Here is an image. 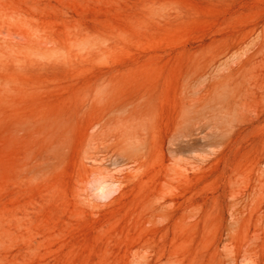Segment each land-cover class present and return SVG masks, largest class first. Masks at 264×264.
I'll return each instance as SVG.
<instances>
[{
    "label": "rangeland",
    "instance_id": "1",
    "mask_svg": "<svg viewBox=\"0 0 264 264\" xmlns=\"http://www.w3.org/2000/svg\"><path fill=\"white\" fill-rule=\"evenodd\" d=\"M263 21L264 0H0V264H264Z\"/></svg>",
    "mask_w": 264,
    "mask_h": 264
},
{
    "label": "bare ground",
    "instance_id": "2",
    "mask_svg": "<svg viewBox=\"0 0 264 264\" xmlns=\"http://www.w3.org/2000/svg\"><path fill=\"white\" fill-rule=\"evenodd\" d=\"M263 22H264V21H263ZM237 32H238V30H236L234 36H236V33H237ZM241 35L244 37L245 34H244V35L241 34ZM248 35H249V34H248ZM250 35H251V34H250ZM250 35H249V36H250ZM223 36H224V35H223ZM223 36H221V37H222V38H221L222 40H224L225 37H228L227 34H226L225 37H223ZM234 36H232V37H234ZM246 36H247V35H246ZM238 38H240V37H238ZM247 38H248V37H247ZM231 39H232V38H231ZM236 39H237V38H236ZM222 40H221V41H222ZM238 40H239V39H238ZM238 40H237V41H238ZM245 40H246V39H245ZM242 43H244V42L242 41ZM242 43H241V44H242ZM238 44H239V43H238ZM224 45H226V44L224 43ZM231 45H232V44H231ZM227 46H228V45H227ZM231 47H232V46H231ZM229 48H230V47H229ZM229 48H228V47L221 48V50L219 51V53L222 55V54H224ZM217 52H218V51H217ZM219 53H216V54H217V57L220 56ZM216 54H215V56H216ZM244 54H245V53H244ZM250 55H251V54H250ZM251 56H253V53H252ZM251 56H249L248 53H246V54L244 55V57H242V58L238 61V63H237V68L243 66V65L245 64V62L249 61L250 58H251ZM263 56H264V54H263ZM213 58H214V57H212V59H213ZM212 59H211V60L209 59L208 61L205 62L207 68H209V71H210L211 67H215V66H214V65H215V62H217V60H218V59H215V58H214L215 61H213ZM262 59H264V57H262ZM262 59H261V60H262ZM204 65H205V64H204ZM205 68H206V67H205ZM213 70H214V69H212V71H213ZM210 72H211V71H210ZM244 76H245V75H244ZM247 80H248V79H247ZM248 81H249V80H248ZM250 83H251V82H250ZM250 83H249V84H250ZM246 84L248 85V83H246ZM246 84H245V85H246ZM233 86H234V85H233ZM233 86H232V88H233ZM249 86H250V85H248V87H249ZM248 87L245 86L244 91H243L241 94H243V95L247 94V95H248L249 93H251V92H252L251 87H249V88H248ZM215 88H216V87H215ZM234 89H236L237 93L241 92V88H239V87H235ZM249 89H250V90H249ZM233 92H234V91H233ZM241 94H240V96H241ZM237 96H238V95H237ZM251 96H252V94H251ZM243 97H244V96H243ZM247 97H248V96H247ZM262 97L264 98V92L261 93V98H262ZM250 98H251V97H249V99H250ZM188 99H189V98H188ZM239 99H240V101H239L240 105H244V104H245V103L243 102L244 98L241 97V98H239ZM239 99H238V100H239ZM249 99H248V100H249ZM251 99H252V98H251ZM204 100H205V98L203 99V101H204ZM189 101L192 102V99L189 100ZM185 104H186L187 106H185ZM191 104H192V103H189V104H188V103H184V104H183V106H184V110H185V111H181L182 115L180 114V119L184 117V114H186V113H185L186 111L189 112V110H186V109H187V107H188V109H189V108L191 107ZM189 105H190V107H189ZM193 106H195L194 103H193V105H192V108H193ZM185 108H186V109H185ZM192 108H190V111H191V112H189V114L192 113V111L195 112V110H191ZM195 108H197V107L195 106L194 109H195ZM181 109H183V108H181ZM197 109H198V108H197ZM197 109H196V110H197ZM183 112H184V113H183ZM194 112H193V113H194ZM190 115H191V114H190ZM190 115L186 114V116H185L183 119H181V121H180V122H182V123H180V122H177V124L175 123V124H176V125H175V130H176V128H177V129H179V131H181L182 134L191 135V133H192V129H193V127H194L193 125H195V123H196V122H193V121H196V120H195L196 118L193 120V118H194L193 114H192V116H190ZM181 116H183V117H181ZM187 116H189V117H187ZM185 118H186V120H184ZM183 120H184V122H183ZM197 121H198V120H197ZM197 124H198V123H197ZM197 128H198V127H197ZM182 130H183V131H182ZM172 131H173V130H172ZM179 133H180V132H178V134H179ZM170 134H171V133H170ZM172 136H175L174 133L172 134ZM172 136H171V137H172ZM178 136H179V135H178ZM175 137H176V136H175ZM170 139H171V138H170ZM174 139H175V138H174ZM111 186H112V185H111ZM100 191H101V192H104V186L101 187ZM111 191H112V190H111ZM159 207H160V206H159ZM164 207H165V206H164ZM160 209H161V208H160ZM160 209H159V210H160ZM159 210H156V211L158 212ZM164 210H165V208H164ZM162 211H163V210H162ZM159 212H160V211H159ZM152 215H153V214H152ZM149 217H150V216H149ZM149 221H150V220H149ZM146 224H147V223H146Z\"/></svg>",
    "mask_w": 264,
    "mask_h": 264
}]
</instances>
